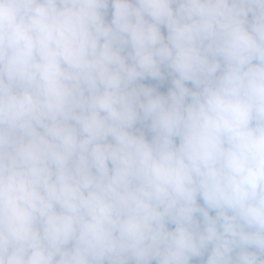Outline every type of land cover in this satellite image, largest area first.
I'll use <instances>...</instances> for the list:
<instances>
[{
  "label": "clouds",
  "instance_id": "clouds-1",
  "mask_svg": "<svg viewBox=\"0 0 264 264\" xmlns=\"http://www.w3.org/2000/svg\"><path fill=\"white\" fill-rule=\"evenodd\" d=\"M0 264H264V0H0Z\"/></svg>",
  "mask_w": 264,
  "mask_h": 264
},
{
  "label": "rangeland",
  "instance_id": "rangeland-1",
  "mask_svg": "<svg viewBox=\"0 0 264 264\" xmlns=\"http://www.w3.org/2000/svg\"><path fill=\"white\" fill-rule=\"evenodd\" d=\"M162 90L166 91V90H167V88L165 87V88H164V89H162Z\"/></svg>",
  "mask_w": 264,
  "mask_h": 264
}]
</instances>
